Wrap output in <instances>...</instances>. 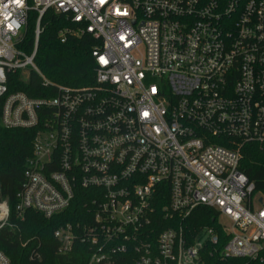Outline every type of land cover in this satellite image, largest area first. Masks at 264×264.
I'll return each instance as SVG.
<instances>
[{"label": "built area", "instance_id": "obj_1", "mask_svg": "<svg viewBox=\"0 0 264 264\" xmlns=\"http://www.w3.org/2000/svg\"><path fill=\"white\" fill-rule=\"evenodd\" d=\"M48 10L74 24L60 43L100 41L92 84H54L35 64ZM16 71L45 95L9 91ZM0 127L36 129L17 218L49 219L84 192L80 220L53 232L59 254L79 243L85 264L256 260L264 194L240 163L247 145L264 153V0H0ZM203 209L215 225L189 229ZM8 217L0 201V228Z\"/></svg>", "mask_w": 264, "mask_h": 264}, {"label": "trees", "instance_id": "obj_2", "mask_svg": "<svg viewBox=\"0 0 264 264\" xmlns=\"http://www.w3.org/2000/svg\"><path fill=\"white\" fill-rule=\"evenodd\" d=\"M37 15H28L25 34L19 48L31 54ZM68 15L56 14L48 10L40 22V34L35 64L52 83L69 87L87 86L94 82L93 48L100 45L91 34L85 32L80 37H71L65 43L58 40V32L63 28H73ZM8 90H20L28 96L45 95L40 78L33 73L23 79L21 72L8 74ZM35 128L4 129L0 127V201L9 208L7 223L0 228V250L8 256L10 264H85L89 250L86 245L76 243L66 254L57 252L58 241L53 237L56 228L66 223H76L83 213L84 192L78 191L70 206L63 212L47 219L41 214L27 210L22 218L16 217V193L21 190L26 160L32 156V141ZM240 169L255 184L256 191L264 194V153L255 145H247L243 150ZM207 209L187 221L189 229L203 225L214 226ZM39 258H30L33 252ZM123 260H126L123 257ZM117 264H125L118 260ZM215 264H264V250L256 260H228Z\"/></svg>", "mask_w": 264, "mask_h": 264}, {"label": "rangeland", "instance_id": "obj_3", "mask_svg": "<svg viewBox=\"0 0 264 264\" xmlns=\"http://www.w3.org/2000/svg\"><path fill=\"white\" fill-rule=\"evenodd\" d=\"M222 221H225L226 222V219L223 218ZM0 223H2V220H0Z\"/></svg>", "mask_w": 264, "mask_h": 264}, {"label": "water", "instance_id": "obj_4", "mask_svg": "<svg viewBox=\"0 0 264 264\" xmlns=\"http://www.w3.org/2000/svg\"><path fill=\"white\" fill-rule=\"evenodd\" d=\"M259 201L261 202V198L259 199Z\"/></svg>", "mask_w": 264, "mask_h": 264}]
</instances>
